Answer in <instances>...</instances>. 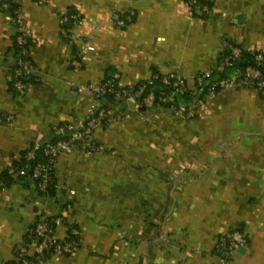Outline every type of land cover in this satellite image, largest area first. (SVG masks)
<instances>
[{
	"label": "crops",
	"instance_id": "crops-1",
	"mask_svg": "<svg viewBox=\"0 0 264 264\" xmlns=\"http://www.w3.org/2000/svg\"><path fill=\"white\" fill-rule=\"evenodd\" d=\"M203 1L205 16L186 0H13L19 26L0 9V264L16 262L33 223L55 214L64 217L56 235L71 225L78 246L49 264H222L214 245L235 229L247 241L227 264H264V95L254 87L223 89L188 119L103 99L110 117L92 135L101 149L61 154L52 195L2 175L34 142L49 140L53 125L82 117L91 97L79 87L111 72L128 87L154 71L181 73L192 87L228 43L264 53V0ZM69 10L79 21L66 33ZM130 12L125 26L114 25L113 13ZM19 30L35 40L29 56L38 72L15 94ZM84 47L82 67H72Z\"/></svg>",
	"mask_w": 264,
	"mask_h": 264
},
{
	"label": "built area",
	"instance_id": "built-area-1",
	"mask_svg": "<svg viewBox=\"0 0 264 264\" xmlns=\"http://www.w3.org/2000/svg\"><path fill=\"white\" fill-rule=\"evenodd\" d=\"M195 1L191 0L188 3L194 13L200 15L209 11L210 8L207 4L198 5L195 4ZM2 7L9 9L10 5L8 2H3ZM13 13V16L9 13L11 22L13 25L19 26L18 10H13ZM131 16L132 12L126 14L125 17L119 13H113L112 21L114 25L123 27L130 21ZM67 18L72 19L73 22L79 21L78 14L71 13L68 16L64 14L61 17V22L66 21ZM34 41V38L23 30H19L15 36L19 52L14 57L12 74L17 78L12 81V86L18 94L24 93L28 85L24 80L38 72L36 64L29 56V48ZM243 50L237 44L228 43L219 55L214 69L201 71L194 75L192 87L188 85L184 74L159 72L151 73L149 77L138 81V84L136 83L132 87L119 83L120 74L118 72L111 73L98 83H89L84 87H79V91L86 90L91 97L84 115L53 125L51 129L54 138L44 142H34L27 148L23 155L25 163L19 167H9L8 172L11 178L17 180L29 174L30 179L35 181L36 187L43 192L51 180L56 160L61 154L71 153L74 150L84 153L100 150L101 146L93 140L92 135L94 130L105 125L110 117L109 109L102 102L104 97H111L117 103L137 101L139 106L162 107L188 119L194 117L202 102L223 89L247 85L256 88L260 94L264 95V53L252 51L253 63L238 67ZM85 53L86 47L72 55L70 65L74 68H81L85 60ZM155 83H158V88L155 91H146L148 85L153 86ZM185 94L190 97L188 101L177 99L178 96ZM37 152H40L43 158H37ZM62 223H64V217L61 214L39 216L28 231L29 241L17 249V264H46L53 256L73 253L78 246L79 230L70 225L66 236L60 238L56 235L55 230L57 225ZM246 241V235L242 230H232L217 238L214 252L222 264H227L236 249L244 246Z\"/></svg>",
	"mask_w": 264,
	"mask_h": 264
},
{
	"label": "trees",
	"instance_id": "trees-1",
	"mask_svg": "<svg viewBox=\"0 0 264 264\" xmlns=\"http://www.w3.org/2000/svg\"><path fill=\"white\" fill-rule=\"evenodd\" d=\"M186 1L189 2V3L191 2V0H186ZM3 2H8L9 5H10V8H9V9H4V8L2 7V3H3ZM203 3L207 4V5L209 6V8H210V5H209L208 2H206V1H203V0H196V1H195V4H198V5H201V4H203ZM193 5H194V4H193ZM0 9H1L2 11L9 12V13L11 14V16H13V15H14L13 10L17 9V7H16V4L13 2V0H1V2H0ZM71 13H75V11H73V10H69V11H67L65 14L68 16V15L71 14ZM205 15H207V13H203V14H200V15H198V16H205ZM122 16L125 17V15H122ZM72 24H73V20L70 19V18H67L66 21H64V22L61 23V27H62V29H63L64 31H66V33H69V31H70L69 29L71 28V25H72ZM17 32H18V31H17ZM17 32L14 34L13 39H12V47H13V62H12L11 68H10V75H11V77H10V83H9V86H10L11 91H12L13 93H15V94H18V93L14 90V88H13V86H12V81L15 80L17 77H16L15 75L12 74V69L14 68V57H16L17 54H18V52H19V47L17 46V44H16V42H15V36L17 35ZM252 63H253V55H252V53L249 52V51H245V50H243V52H242V56H241V59H240V61H239V65H238V67H242V66H244V65H246V64H252ZM111 73H113V72H111ZM111 73H109L106 77H108ZM153 73H158V72L154 71ZM212 73H213V75H214V72H212ZM36 79H37V74H36V75H32V76H30L28 79H25L24 81H26V82L28 83V85H29L30 83L36 81ZM137 84H138V82H137ZM28 85H27V86H28ZM157 86H158V83H155L153 86H152V85H148L147 88H146V91H148V90H154V91H155V90L158 88ZM26 88H27V87H26ZM103 99L106 100V101L109 102V103H115V104H117V105H119V106L122 105V103H123V102H120V103L114 102V101L112 100L111 97H104ZM103 99H102V101H103ZM177 99H178V100H183V101H188V100L190 99V97H189L187 94H185V95H183V96H178ZM136 103H137V101H136ZM103 104H105L106 107L108 108V104H107V103H104V102H103ZM140 108H144V106H140ZM53 138H54V137H53L52 129H51V138H50V139H53ZM50 139H49V140H50ZM25 151H26V150H24V151L21 152L20 157H19L18 160L13 161L12 163H10V165H8V166H6V167L4 168L3 173H2L3 178H4V177L7 178V180H8L9 182L19 181V180H22V179H30L29 174H27V175H25V176L20 177V178L17 179V180H13V179L11 178L9 172H8L9 167H19V166H21V165H23V164L25 163V160H24V158H23V155H24V152H25ZM36 157H37V158H43V156L41 155L40 152H37V153H36ZM31 163L33 164L34 161L31 162ZM33 183H34L35 186H36L35 181H33ZM54 184H55V178H54V173H52V175H51V180H50L48 186L46 187L45 191L42 192V191L39 190L37 187H36V188H37V190H38L40 193L50 194V195H52V194L54 193ZM34 223H35V222H34ZM34 223H33V225H34ZM33 225H32L30 228H32ZM28 241H29V232H27V234H26V237H25V239H24V243H26V242H28ZM8 263H10V264H17V261H16V262H8Z\"/></svg>",
	"mask_w": 264,
	"mask_h": 264
},
{
	"label": "water",
	"instance_id": "water-1",
	"mask_svg": "<svg viewBox=\"0 0 264 264\" xmlns=\"http://www.w3.org/2000/svg\"><path fill=\"white\" fill-rule=\"evenodd\" d=\"M125 105V104H124ZM46 264H49V263H46Z\"/></svg>",
	"mask_w": 264,
	"mask_h": 264
},
{
	"label": "rangeland",
	"instance_id": "rangeland-1",
	"mask_svg": "<svg viewBox=\"0 0 264 264\" xmlns=\"http://www.w3.org/2000/svg\"><path fill=\"white\" fill-rule=\"evenodd\" d=\"M173 113V112H172Z\"/></svg>",
	"mask_w": 264,
	"mask_h": 264
}]
</instances>
